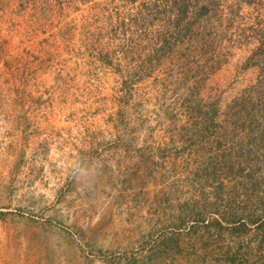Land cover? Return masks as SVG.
<instances>
[{
	"label": "rangeland",
	"instance_id": "1",
	"mask_svg": "<svg viewBox=\"0 0 264 264\" xmlns=\"http://www.w3.org/2000/svg\"><path fill=\"white\" fill-rule=\"evenodd\" d=\"M174 1L0 0V264H264V0Z\"/></svg>",
	"mask_w": 264,
	"mask_h": 264
},
{
	"label": "trees",
	"instance_id": "2",
	"mask_svg": "<svg viewBox=\"0 0 264 264\" xmlns=\"http://www.w3.org/2000/svg\"><path fill=\"white\" fill-rule=\"evenodd\" d=\"M241 1L244 2L245 4H248V5L253 2L252 0H241ZM176 5H178V4H176ZM191 7H193L196 10V12H198L200 15H203V14L209 12V8H207V5H205L204 3L201 4V5H198V2H197V3H195L194 6H191L190 0H182L181 1V4H180V7L178 9V16L180 18V21L183 18H186L189 15V13H191L190 12ZM189 25H190V23H188V22L184 23L185 29L186 28L188 29L189 28Z\"/></svg>",
	"mask_w": 264,
	"mask_h": 264
}]
</instances>
